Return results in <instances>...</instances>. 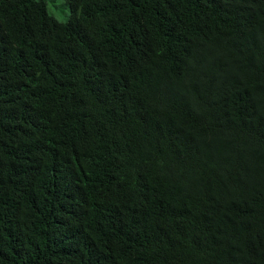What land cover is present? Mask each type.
I'll use <instances>...</instances> for the list:
<instances>
[{"label":"trees","instance_id":"16d2710c","mask_svg":"<svg viewBox=\"0 0 264 264\" xmlns=\"http://www.w3.org/2000/svg\"><path fill=\"white\" fill-rule=\"evenodd\" d=\"M0 0V264H264V0Z\"/></svg>","mask_w":264,"mask_h":264},{"label":"rangeland","instance_id":"374dc122","mask_svg":"<svg viewBox=\"0 0 264 264\" xmlns=\"http://www.w3.org/2000/svg\"><path fill=\"white\" fill-rule=\"evenodd\" d=\"M48 13L56 20L64 22L68 19L69 9L64 4V0H46Z\"/></svg>","mask_w":264,"mask_h":264}]
</instances>
